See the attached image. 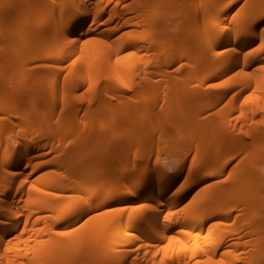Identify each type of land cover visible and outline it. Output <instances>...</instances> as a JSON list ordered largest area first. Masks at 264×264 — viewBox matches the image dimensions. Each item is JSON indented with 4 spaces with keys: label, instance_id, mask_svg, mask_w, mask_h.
I'll return each mask as SVG.
<instances>
[{
    "label": "bare ground",
    "instance_id": "bare-ground-1",
    "mask_svg": "<svg viewBox=\"0 0 264 264\" xmlns=\"http://www.w3.org/2000/svg\"><path fill=\"white\" fill-rule=\"evenodd\" d=\"M43 1L0 0V264L78 263L96 247L105 264H264V0ZM210 87L238 106L247 92L251 121L192 123ZM144 92L180 95L184 121L166 124L191 131L177 139L185 170L123 157L155 135ZM234 157L228 180L203 183ZM108 162L121 178L102 177Z\"/></svg>",
    "mask_w": 264,
    "mask_h": 264
},
{
    "label": "rangeland",
    "instance_id": "rangeland-1",
    "mask_svg": "<svg viewBox=\"0 0 264 264\" xmlns=\"http://www.w3.org/2000/svg\"><path fill=\"white\" fill-rule=\"evenodd\" d=\"M38 2L39 3H41V4H44L45 2L43 1V0H38ZM243 4L242 3H240V4H238V8L236 7L235 8V10H237V12L238 11H241L242 9H243V6H242ZM240 7V8H239ZM191 18V16H189V17H187V19H190ZM8 19H9V17H8ZM4 23H8L7 24V29L8 28H10L9 27V23H11V21H7V22H5V21H3L1 24H4ZM12 25H10V26H13V23H11ZM6 25V24H5ZM5 25H3V28L5 27ZM186 27H187V34L188 35H193V34H195L196 33V31H197V29L194 27L193 28V26L190 24V20H189V23L186 25ZM12 29H13V27H11ZM5 29V28H4ZM6 29V30H7ZM34 29L37 31L38 30V26L37 25H35L34 26ZM9 30V29H8ZM12 30L10 29L8 32H10V33H13V31L11 32ZM10 37H13L12 35H10ZM7 38V40L8 41H10L8 38H9V36L8 37H6ZM157 87H160L159 85L157 86ZM215 88V89H214ZM213 89L215 90L214 92H216V91H218V89L216 88V87H213ZM213 89L211 90V87L209 88V92H213ZM214 92H213V94H214ZM145 93V92H144ZM159 93V92H158ZM146 94V93H145ZM162 93L160 92V96L156 93V94H154V95H152V94H146V95H148L153 101H155V103L156 104H158L156 107H157V110L158 111H160L159 113L157 112V114H156V118L158 119V120H156V118H155V120L157 121L156 123H154L153 125H152V127L151 126H147L146 128H145V130L147 129V131L148 130H150L149 129V127L151 128V130L153 131V133H155V135H154V137H152V140H151V138L150 139H148V141L147 142H145V144L146 145H144V146H142L141 147V145L140 144H134V143H132V144H128V146H126V147H124L123 145H124V143H123V145L122 146H120V147H117L116 148V151L115 152H117V153H120L121 154V152L122 153H124L125 151H123L124 150V148L126 149V155L124 156L123 155V157L124 158H126V156L127 157H129V156H132L135 152H141L142 153V157H141V159H144V160H142L141 161V163L143 162V163H145L146 164V162H151L152 160H154L156 157H158L157 159H158V161L162 164V166H164V165H166V166H164L170 173H175V171L176 172H179L180 170H185V167H187L188 166V162H187V160L191 157V155L193 154V152L191 151V152H189V154H187V158H186V156H183V153H182V148L181 149H178L179 148V146L181 145L180 143H179V141L178 140H180L182 137H184V135L188 138V137H190V133H191V131L188 129V128H182V127H179V128H177V127H175V126H168L169 124H166L168 121H169V119L171 118V117H175V119H173V120H170L168 123H175V121L177 120L179 123H183V121H182V119L179 117V116H182V114L180 113V111L178 112L177 110H176V107L174 108V106L175 105H171V104H173L174 102V96L176 95L175 93H173V94H175V95H172L171 96V93L170 94H167V95H170V96H167V95H164L163 96V94L161 95ZM213 94L211 95V93L210 94H208V95H206V94H204V93H201V95L200 94H197L194 98H193V103H192V108H191V110H190V112H191V114H192V117H191V122H192V119H193V121H195V123H204V121L202 120V118L205 120V122H211V123H215L216 122V124L218 125V126H220L219 124H221V125H223V123H225L223 126H229V124H236V125H239V124H241V123H248V122H250L251 120L249 119V114L251 113V103H249V100H247V98L245 99V97H247V92H244L243 93V95L241 94V95H239L240 97H242L240 100H241V102L242 103H246L245 102V100L247 101V105L246 104H244V105H241V104H239V106H238V104L237 103H234L233 101H234V98H232V97H229V95H231V93H228L227 95H225V97L224 96H222V97H219L218 96V92H216L215 93V95L213 96ZM245 94V95H244ZM151 95V96H150ZM205 95V96H204ZM209 95H211V96H209ZM140 96H144V97H146L145 95H143V94H140ZM162 96V97H161ZM177 96H179L180 97V95L179 94H177L176 95V98H177ZM228 96V97H227ZM245 96V97H244ZM178 97V98H179ZM200 97V98H199ZM204 97H205V100H204ZM207 97V98H206ZM213 97V98H212ZM148 98V97H147ZM147 98H145V99H147ZM201 98H203L202 100H201ZM208 98H210V99H208ZM217 98V99H216ZM223 98V99H222ZM231 98V99H230ZM171 99H173V100H171ZM197 99V100H196ZM213 99V100H212ZM176 100H178V99H176ZM196 100V101H195ZM204 100V101H203ZM208 100L210 101V103L208 102ZM216 100V101H215ZM244 100V101H243ZM201 101H203V102H201ZM171 102H173V103H171ZM178 103V102H177ZM197 103V104H196ZM202 105H201V104ZM207 103H209V104H207ZM205 104H207V105H205ZM210 104H212V106L210 105ZM194 105H196V106H194ZM199 105V106H198ZM200 105H201V108H200ZM205 105V106H204ZM211 107H210V106ZM198 106V111L196 110V107ZM207 106H208V108H207ZM166 107V108H165ZM178 108V107H177ZM163 109V111H161ZM165 109H167L166 110V112H167V115L168 116H166L165 114H166V112H165ZM175 110H176V112H175ZM139 111H141V110H139ZM139 111H137V113L134 115V117H135V121L137 122L138 120H140L141 119V115H138V113H139ZM143 111V110H142ZM142 111H141V113H142ZM24 112H26V110L24 111ZM165 113V114H164ZM158 114H160V115H158ZM143 115V114H142ZM163 115H165L166 117L164 118V116ZM139 116H140V118H139ZM169 116H170V118H169ZM190 116V115H189ZM253 117H259V113H256V114H253L252 115ZM178 117V118H177ZM206 117V118H205ZM247 117V118H246ZM107 118V117H106ZM105 118V120H103V122H105V123H107V120H108V118L106 119ZM168 118V119H167ZM177 118V119H176ZM181 119V120H180ZM244 119H245V121H244ZM155 120L153 121V122H155ZM209 120V121H208ZM160 121H162L161 123H159ZM176 121V122H177ZM203 121V122H202ZM103 122H101V123H103ZM120 122V123H119ZM115 124H113V127H114V129L113 130H118L119 131V134L121 133V131L123 130V127H124V124L123 123H125V122H123V121H117V122H114ZM159 123V124H158ZM193 123V122H192ZM219 123V124H218ZM237 123H239V124H237ZM99 124H100V122L97 124V125H95L94 127H95V129L97 130L102 124H100V126H99ZM136 124H138V122L136 123ZM103 125H105L104 123H103ZM161 125H163V126H161ZM99 126V127H98ZM158 127H163V128H167L168 130H166V129H160L159 131H158ZM177 128V129H176ZM180 128H182V131H179V130H181ZM112 130V131H113ZM164 130V131H163ZM177 130V131H176ZM183 130H184V132H183ZM124 131V130H123ZM176 131V132H175ZM188 131H190L189 133H188ZM157 132V133H156ZM180 132H183V134L181 133V135H183V136H181V137H179V135H180ZM179 133V134H178ZM157 134H158V136H157ZM187 134V135H186ZM156 136V137H155ZM178 136V137H177ZM157 137H158V139L159 138H162V140L160 139V141H158V139H157ZM174 137H175V139H174ZM178 138H180V139H178ZM175 141H174V140ZM178 139V140H177ZM183 139H185V138H183ZM204 140H206V138H203ZM176 140H177V142H176ZM208 140V139H207ZM177 144H176V143ZM181 142V141H180ZM205 143L207 142V141H204ZM178 144H180L179 146H178ZM108 145V144H107ZM125 145H126V143H125ZM105 146H106V144H105ZM177 146V147H176ZM107 147H110L111 148V146L109 145V146H106V148ZM124 147V148H123ZM123 148V149H122ZM145 150H144V149ZM102 149H104V148H102ZM143 149V150H142ZM107 150V149H106ZM105 150V151H106ZM108 151V150H107ZM109 151H112V150H109ZM254 151V150H253ZM114 152V151H113ZM131 153V154H130ZM179 153V154H178ZM115 154V153H114ZM130 154V155H129ZM108 155L109 154H107V157H108ZM112 155V156H111ZM111 157H110V161H111V159H112V157H114L113 156V154L111 153ZM150 156V157H149ZM183 156V158H181V157ZM240 157H238V159L236 158V157H234V158H231V160L224 166V168L225 169H223V171H222V173L221 174H216L215 172V170H217V169H213V168H210V169H205L203 172H204V174H207L209 177L206 179V181H204L203 183L204 184H207V182L208 183H210V182H212L211 183V185L212 186H214L213 185V183H220L219 181H226V179L228 180L229 179V174L231 173V171L233 170V172H234V169H236L237 168V165L239 164V162H238V160H240L239 159ZM162 160V161H161ZM226 159H224V161H225ZM163 162H166V163H163ZM168 162V163H167ZM107 163V162H106ZM109 164H105L106 165V167H105V170L103 169L102 171H101V174H102V177H104V178H106V176H104V172H106L107 174H105V175H107V177H108V175L110 176V177H112V179H119V178H121V173L124 171V168H122V167H115V166H112V165H110V162H108ZM144 164V165H145ZM150 164V163H149ZM141 165V164H140ZM143 165V166H144ZM178 165V166H177ZM142 166V165H141ZM142 166V167H143ZM148 166V167H147ZM145 167L146 168H144V171H146L147 172V170H149L151 167H150V165H145ZM263 169H264V162H263V165L261 166ZM104 168V167H103ZM147 169V170H146ZM179 170V171H178ZM104 171V172H103ZM141 172H143L142 170H140ZM103 172V173H102ZM213 172V173H212ZM209 173V174H208ZM182 176V175H181ZM217 180H219L218 182H217ZM215 181V182H214ZM202 183V184H203ZM215 183V184H216ZM226 183V182H225ZM204 184L203 185H200L201 187L202 186H204ZM207 186V185H206ZM208 186H210V185H208ZM197 189H199V186L197 187ZM196 189V190H197ZM201 189V188H200ZM122 190V189H121ZM124 190V189H123ZM196 190H194V192L196 191ZM198 191V190H197ZM217 192H219V189H217V190H215V192H214V194H216ZM113 193V194H112ZM111 193V195L112 196H107V199H111L112 200V197L113 198H115V196H117V194H118V190H115L114 192H112ZM116 195H115V194ZM119 193L121 194L122 192H120L119 191ZM124 193V192H123ZM110 195V194H109ZM108 197H110V198H108ZM105 199V198H104ZM104 199H100V201L101 200H104ZM97 202H99V200H97V201H95V203H97ZM113 202L114 201H110L108 204L106 203V204H104L102 207H98V209H97V211H100L101 209H105V208H108L109 210H111L109 207H114L115 205L113 204ZM93 204H94V202H93ZM92 251H94V252H92ZM96 251V252H95ZM90 253V254H89ZM89 253H86V255H83L84 257H83V259H81V262H78V263H72V264H92L93 262H97V264H105V262L107 261V260H105L106 258H107V255H108V251H104V249L103 248H101L100 247V249L98 250V248L96 247V248H94L93 250H91V252H89ZM91 253H92V255H91ZM95 253V254H94ZM96 253H97V255H96ZM89 256V257H88ZM93 256V257H92ZM95 256V257H94ZM104 256H105V259H104ZM85 259H87V260H85ZM24 260H26V258H24ZM84 260V261H83ZM90 262H89V261ZM86 261V262H85ZM25 264V263H24Z\"/></svg>",
    "mask_w": 264,
    "mask_h": 264
},
{
    "label": "snow or ice",
    "instance_id": "snow-or-ice-1",
    "mask_svg": "<svg viewBox=\"0 0 264 264\" xmlns=\"http://www.w3.org/2000/svg\"><path fill=\"white\" fill-rule=\"evenodd\" d=\"M62 235L64 234V233H61Z\"/></svg>",
    "mask_w": 264,
    "mask_h": 264
}]
</instances>
